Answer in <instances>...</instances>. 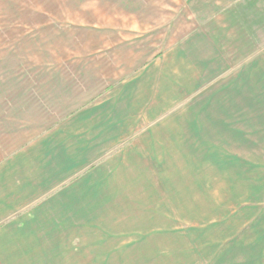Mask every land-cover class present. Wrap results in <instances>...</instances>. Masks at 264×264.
<instances>
[{"label":"rangeland","instance_id":"obj_1","mask_svg":"<svg viewBox=\"0 0 264 264\" xmlns=\"http://www.w3.org/2000/svg\"><path fill=\"white\" fill-rule=\"evenodd\" d=\"M186 5L0 0V55L87 93L14 162L7 263L264 264V79L212 63Z\"/></svg>","mask_w":264,"mask_h":264},{"label":"crops","instance_id":"obj_2","mask_svg":"<svg viewBox=\"0 0 264 264\" xmlns=\"http://www.w3.org/2000/svg\"><path fill=\"white\" fill-rule=\"evenodd\" d=\"M185 1L194 24L191 29L212 63L260 71L264 79V0ZM16 52L0 55V264H9L4 257L13 254L1 247V240L22 239L20 225L29 216L16 214L24 206L27 191L15 181L21 171L14 162L87 101L86 91L80 88L73 98L67 88L57 92L54 78L40 66L43 57ZM12 215L9 224L3 225Z\"/></svg>","mask_w":264,"mask_h":264}]
</instances>
